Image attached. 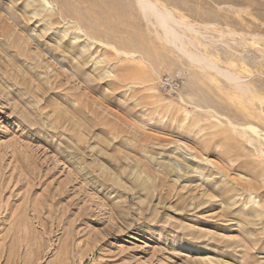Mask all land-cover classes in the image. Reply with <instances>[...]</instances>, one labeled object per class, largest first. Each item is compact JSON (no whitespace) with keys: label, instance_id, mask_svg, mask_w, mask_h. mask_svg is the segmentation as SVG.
I'll return each mask as SVG.
<instances>
[{"label":"rangeland","instance_id":"374dc122","mask_svg":"<svg viewBox=\"0 0 264 264\" xmlns=\"http://www.w3.org/2000/svg\"><path fill=\"white\" fill-rule=\"evenodd\" d=\"M138 1L0 0V264H264V0Z\"/></svg>","mask_w":264,"mask_h":264},{"label":"bare ground","instance_id":"6f19581e","mask_svg":"<svg viewBox=\"0 0 264 264\" xmlns=\"http://www.w3.org/2000/svg\"><path fill=\"white\" fill-rule=\"evenodd\" d=\"M34 1V0H33ZM140 1V2H139ZM138 2H139V7H141V9H143V11H148V10H150V11H152V10H157V7H156V4L154 5L153 3H151L150 1H148V0H139ZM149 11V12H150ZM153 12V11H152ZM155 12V11H154ZM158 12L159 11H156V13L155 14H157L156 16H158L159 15V17H160V14H162V12L161 13H159L158 14ZM165 12V11H164ZM148 14V13H147ZM169 14V13H168ZM165 14H163V16H164ZM162 15H161V17H163ZM169 16V15H168ZM167 16V17H168ZM164 17H166V16H164ZM163 19V18H162ZM48 22H49V20H48ZM78 29H80V28H78ZM66 35H68V34H66ZM65 35V36H66ZM75 35V34H74ZM64 36V37H65ZM77 36V35H76ZM78 37V36H77ZM75 39V38H74ZM76 41H77V39H76ZM88 42V41H87ZM86 48V47H85ZM89 49V48H88ZM89 51V50H88ZM88 53V52H87ZM202 62V61H201ZM205 61H203V63H204ZM206 63V62H205ZM204 63V64H205ZM208 65V64H207ZM206 65V66H207ZM209 66H211V65H209ZM212 67V66H211ZM235 82V81H234ZM233 83V82H232ZM189 114V113H188ZM187 115V114H186ZM191 116V115H190ZM187 118H188V115H187ZM191 118V117H190Z\"/></svg>","mask_w":264,"mask_h":264}]
</instances>
